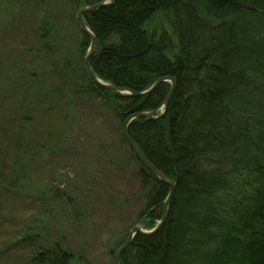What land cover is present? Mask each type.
I'll return each instance as SVG.
<instances>
[{"label":"trees","instance_id":"1","mask_svg":"<svg viewBox=\"0 0 264 264\" xmlns=\"http://www.w3.org/2000/svg\"><path fill=\"white\" fill-rule=\"evenodd\" d=\"M100 1L13 0L20 35L26 37L17 49L20 95L48 105L58 98L61 108L49 116L54 107L48 106L36 130L39 145L45 138V165H52L83 115L101 111L119 128L129 114L156 110L170 90L164 82L134 97L93 83L83 64L90 41L76 13ZM156 15L170 31L147 26ZM84 20L96 38L90 65L101 82L139 93L160 77L175 80L165 114L133 120L128 127L147 160L174 180L175 191L162 227L136 235L120 264H264V0H115ZM32 55L38 64L44 60L47 75L26 68ZM26 138L10 143L32 149L35 144ZM131 154L144 195L138 224L151 230L162 217L169 188ZM7 159L0 161V193L26 196L13 194L28 185L22 162L29 164L30 158L16 164L14 152ZM70 182L43 197L51 205L49 223L35 219L9 244L24 247L16 264H91L82 252L67 248L65 233L79 217Z\"/></svg>","mask_w":264,"mask_h":264},{"label":"rangeland","instance_id":"2","mask_svg":"<svg viewBox=\"0 0 264 264\" xmlns=\"http://www.w3.org/2000/svg\"><path fill=\"white\" fill-rule=\"evenodd\" d=\"M12 3L13 0H0V161L6 163L7 155H13L14 152L16 164L18 160L22 162L23 157L30 158V161L29 164L22 162V166L28 168L27 187L21 191L16 190L13 194L19 196L25 193L26 196L10 198L9 194L0 193V248H9L13 238L20 235L23 228L35 225V219L39 223H49L48 215L51 214H48V209L51 210V205L43 197L51 187L68 183L77 177L73 184L69 183V187L73 186L75 191L79 217L75 220V227L69 225L68 230L71 232L65 233L67 248L76 253L82 252L85 261L91 264H114V251L124 242L130 230L140 225L139 216L145 214L142 209L144 195L140 167L134 161L131 154L133 149L123 135V123L118 128L111 121L118 128L114 130L110 121L103 118L101 111L93 110L94 113L83 115L79 119L81 124L74 126L70 140L55 155L52 165H45V138L41 139L39 145L36 130L45 122V109L48 106L56 108L48 109L50 116L60 108L57 103L59 101L57 98L48 105L32 96L28 97V93L20 95L23 81L20 80L21 67L17 49L19 44L26 42V37L20 35L19 10ZM147 26L170 31L160 15L154 16ZM28 46L34 52V45L30 43ZM19 52L21 55V49ZM33 56L25 61L26 68L31 73L41 71L47 75L44 60L39 59L38 64L37 57ZM38 80L36 87L41 85V77ZM161 107L162 105L155 110L154 117L161 114ZM29 115L30 120H20L22 116ZM66 123H63V127ZM72 125L73 122L71 129ZM22 127L25 128L24 131H21ZM128 131L127 129L129 136ZM17 137H27L26 140L32 141L34 147L28 150L11 144ZM65 177H68V182ZM94 177L99 178L100 182H95ZM23 252L24 247L13 243V247L0 252V264H16Z\"/></svg>","mask_w":264,"mask_h":264},{"label":"water","instance_id":"3","mask_svg":"<svg viewBox=\"0 0 264 264\" xmlns=\"http://www.w3.org/2000/svg\"><path fill=\"white\" fill-rule=\"evenodd\" d=\"M114 1L115 0H102L96 4H93L90 6H85L81 9H79L77 12L76 22H77L80 30L89 38V41H90L87 53L85 54V56L83 58L84 67H85L87 73L89 74L91 80L93 81V83L96 84L98 87L109 90V91L117 92L120 94L128 93V94H130V96H134V97L147 95L151 91H153L157 85L169 80L171 82V88H170V90H169V92H168V94H167V96H166V98L162 104V107H161V109H162L161 113H164L166 110V107L168 105L169 99L171 97V94H172L174 87H175V83H174L173 79H171L169 77H161V78L157 79L152 84V86L149 89H147L146 91L141 92V93H136L134 91H131L128 88L118 87V86L108 85V84L102 83L97 78L96 74L94 73V71L91 68L90 58L92 57V55L95 51L96 38H95L94 34L86 26L83 16L87 13L94 12L100 8L110 6L114 3ZM152 114H153V112H151V113H133V114L129 115L125 119V121L123 122L122 131H123L124 137L126 138L127 142L129 143V145L133 149L134 153L136 154V156L140 160V162L152 173L155 180L161 182L162 184L166 185L169 188V192L165 198L162 217H161L160 221L158 222V224L151 230H144L141 225L134 226L130 230V232L128 233L124 242L115 251V253L113 255V263L114 264H120L119 260H120L122 253L130 246V244L132 243V241L136 235H142V236L151 235V234L155 233L163 225V223L165 222L166 217H167L169 203H170L171 198L173 197V194L175 191V184L171 180H166L161 175L160 171H158V169L151 162H149L147 160V158L145 157V155L143 154V152L141 151L139 146L127 134L128 126L133 120H135V118H142V117L151 118Z\"/></svg>","mask_w":264,"mask_h":264},{"label":"bare ground","instance_id":"4","mask_svg":"<svg viewBox=\"0 0 264 264\" xmlns=\"http://www.w3.org/2000/svg\"><path fill=\"white\" fill-rule=\"evenodd\" d=\"M163 77H169V76H163ZM160 78H161V77H160ZM169 78H171V77H169ZM158 79H159V78H158ZM171 79H173V78H171ZM173 80H174V79H173ZM166 82H168V83L170 84V88H171V82H170L169 80H167ZM163 83H164V82H163ZM174 83H175V80H174ZM139 93H141V92H139ZM142 96H144V95H142ZM139 97H141V96H139ZM151 112H153V114H154L155 110H152V111H145V112L138 111V112H135V113H151ZM153 114H152L151 118H147V117H142V118H143V119H146V120H158V119L161 118L160 116H161L163 113H161L158 117H154ZM163 115H164V114H163ZM163 115H162V116H163ZM137 119H139V118H135V120H137ZM135 120H134V121H135ZM158 171H159V170H158ZM160 173H161V172H160ZM161 175H162L166 180H171V181L175 184V182H174L173 179H169V178L165 177L162 173H161ZM168 207H169V206H168ZM157 224H158V223H157ZM161 227H162V226H161ZM161 227H160V228H161ZM160 228H159V229H160ZM152 229H153V228H152ZM159 229H158V230H159ZM158 230H157V231H158ZM157 231H156V232H157ZM156 232H155V233H156ZM153 234H154V233H153Z\"/></svg>","mask_w":264,"mask_h":264}]
</instances>
